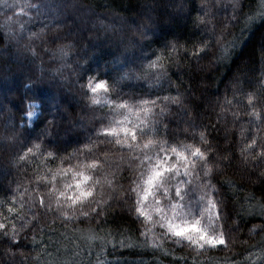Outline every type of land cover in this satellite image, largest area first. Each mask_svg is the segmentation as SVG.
<instances>
[{
	"label": "trees",
	"instance_id": "trees-1",
	"mask_svg": "<svg viewBox=\"0 0 264 264\" xmlns=\"http://www.w3.org/2000/svg\"><path fill=\"white\" fill-rule=\"evenodd\" d=\"M20 1L24 5L17 14L20 6L0 4V200L11 202L10 193L15 194L17 213L25 215L31 201L38 200L33 191L37 176L46 177L39 181L46 192L55 173L56 188L64 191L73 172L88 171L81 162L87 165L98 157L106 163L99 166L94 199L100 204L94 206L103 212L97 215L85 206L88 218L67 222L58 218L54 199V211L47 214L37 203L32 211L38 220L20 233L18 245L0 238V264H264V160L249 156L245 162L240 151L253 136L264 138V123L258 125L249 115L247 98L255 93L252 103L264 112V13L259 0ZM70 1L73 10L60 9ZM33 4L40 9L28 7ZM9 17L19 19L21 26H9ZM156 57L162 67L149 68ZM161 73H166L162 88L155 79ZM123 74L128 78L120 79ZM89 77L109 85L108 94L98 92L101 105L110 98L148 94L179 98V104H168L169 110L156 118L160 136L166 132L170 142L212 149L209 156L221 165L213 164L214 211L221 214L217 228L222 225L226 246L204 251L187 242L161 241L156 227L147 237L140 235L134 201L126 194L134 178L128 153L89 144L107 111L93 105V94L82 87ZM29 98L43 102L42 118L30 124L21 122ZM45 129L43 141H37ZM13 132L19 136L16 142L10 139ZM201 132L207 137L202 145ZM37 142L55 158L41 154L17 160ZM203 179L192 184L202 193L207 190L201 187ZM0 212L8 214L7 204ZM141 219L152 227L146 216ZM93 234L103 239L89 240ZM146 239L163 247L130 246Z\"/></svg>",
	"mask_w": 264,
	"mask_h": 264
},
{
	"label": "snow or ice",
	"instance_id": "snow-or-ice-1",
	"mask_svg": "<svg viewBox=\"0 0 264 264\" xmlns=\"http://www.w3.org/2000/svg\"><path fill=\"white\" fill-rule=\"evenodd\" d=\"M28 7H34L38 11L41 5L33 4L28 5ZM159 60L160 57H156L155 61L149 62L148 67H162V65H158ZM145 75H147V72H145ZM164 76H166V73H161L155 77L156 87H163L161 79ZM125 78H128V74L120 76V79ZM136 78L139 79L140 77ZM28 87L30 88L31 85ZM82 87H87L93 94L89 97L93 105L107 109L100 120L101 126L96 130V140L89 141V144H107L118 152L126 151L128 153V167L132 170L134 178L130 181L126 194L128 199L134 201L135 212L138 213L137 220L142 225L140 235L147 237L158 225L163 230L157 234L161 241H171L173 244L181 245L187 242L188 246H195L196 249L204 251L214 249L217 245L226 246L222 225L219 230L217 228L221 214L214 211L218 206V196L213 198L217 191L215 185L212 184L213 164L216 168L221 165L218 160L209 156L212 149L210 147L201 148L195 143L170 142L166 132L163 137L160 136L156 118L163 116L169 110L168 104H179V98L148 94L131 100H123L119 97L110 98L101 105L98 92L102 90L105 94L109 93V85L106 80L89 77L87 85H82ZM254 97L255 93L247 94L249 107L252 109L249 115L259 125V123H264V112L256 109L252 103ZM37 104L40 105L39 110L36 108ZM157 108H159V112L155 111ZM42 116L43 102L29 98L27 108L21 115V122L38 121ZM51 122L48 121L49 124ZM31 126L34 127L35 124L33 123ZM46 134L47 130L45 129L37 137V141H43ZM10 139L16 142L19 140V136L13 132ZM193 139L195 140L194 133ZM198 143L201 145L207 143V137L203 132L199 135ZM240 151L245 162L249 156L254 160L257 158L264 160V138L253 136L250 142L245 143ZM41 154L55 158V153H43L41 143L37 142L25 148L23 153L17 156V160L26 162L30 156L34 159ZM220 159H228V157L221 155ZM104 163L106 161L98 157H93L87 165L81 162V168H87L88 171L73 172V182L64 183V191L56 188L55 173L51 177L52 183L50 185L46 183L44 186L46 192L42 191L39 184V181L46 180V177L37 176V184L33 191L37 193L38 200L31 201L25 215L17 213L15 194L10 193L11 202L0 200V209H3L6 204L8 209L7 215L0 212V238H3L9 244L18 245L20 233L28 229L33 220H38V213L32 211L37 203L43 213L47 214L54 211L52 207L54 199L58 218L67 222L80 217L88 218L89 211L84 210L85 206L92 213H97V208L94 205H99L100 201L94 199V191L96 186L100 184L98 173L101 168L99 166ZM61 172L62 175H67L66 171L61 170ZM201 177L204 178L201 187L207 190L197 198L193 195L192 184L193 179L199 181ZM108 184L111 186L112 181H108ZM149 196L152 197L158 216L157 219L150 216L146 217L152 224L151 228L141 219V217H145L142 205L148 200ZM61 197L64 198L63 203ZM20 207L24 208L23 202H21ZM78 212L79 215H77ZM102 212L103 209L97 215L102 214ZM205 213H207V223H202L205 220ZM28 215H31L32 220L27 218ZM17 220L20 221L19 225L16 223ZM33 229L35 230L34 225ZM88 239L103 238L93 234ZM128 239L131 241V237H128ZM33 242L38 243L35 234L33 235ZM121 246H124L123 240ZM130 246H152L157 249L163 247V245H157L154 240L148 239L138 243L133 242Z\"/></svg>",
	"mask_w": 264,
	"mask_h": 264
},
{
	"label": "rangeland",
	"instance_id": "rangeland-1",
	"mask_svg": "<svg viewBox=\"0 0 264 264\" xmlns=\"http://www.w3.org/2000/svg\"><path fill=\"white\" fill-rule=\"evenodd\" d=\"M71 3H72V1L66 3L65 6L62 7V8H60V9H63V8L66 7L67 11H69L71 9L73 10L75 6H74L73 3L72 4ZM0 4L2 6H4V7L6 5L9 8L12 7V6H14V5H15V8H18L20 6V8L16 9L15 14H17L18 11L22 8L21 6L24 5V3L22 1H20V0H0ZM75 12L78 14L80 12V10L77 8V9H75ZM259 12L264 13V0H259ZM260 15L261 14H259V16ZM9 19H10V17H9ZM10 20H11V23H10L9 26H13V27H17V26L19 27V26H21V24L18 23V22H20L19 19H16V20L10 19ZM7 30H6V32H7ZM26 39H28V38H26ZM36 108H37V106H36ZM31 122L32 121H29L27 123L30 124ZM201 194H202V192L200 190L196 189V186L194 185V187H193V195L198 198ZM162 203H163V201H162ZM142 207H143V210L145 212V216L146 217H149L150 216L153 219H157L158 218L157 213L155 211V204H154L151 196H149L148 200L143 203ZM206 217H207V213H205V220L202 221V223H207ZM156 231L157 232L158 231H161L162 232L163 230L157 225L156 226Z\"/></svg>",
	"mask_w": 264,
	"mask_h": 264
}]
</instances>
